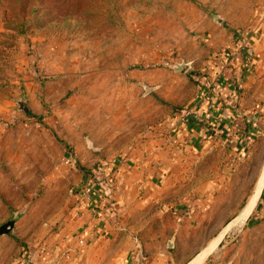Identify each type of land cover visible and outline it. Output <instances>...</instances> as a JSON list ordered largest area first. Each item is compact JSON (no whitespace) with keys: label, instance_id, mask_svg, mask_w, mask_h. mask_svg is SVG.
Returning a JSON list of instances; mask_svg holds the SVG:
<instances>
[{"label":"rangeland","instance_id":"374dc122","mask_svg":"<svg viewBox=\"0 0 264 264\" xmlns=\"http://www.w3.org/2000/svg\"><path fill=\"white\" fill-rule=\"evenodd\" d=\"M1 226L0 264H264V0H0Z\"/></svg>","mask_w":264,"mask_h":264},{"label":"bare ground","instance_id":"6f19581e","mask_svg":"<svg viewBox=\"0 0 264 264\" xmlns=\"http://www.w3.org/2000/svg\"><path fill=\"white\" fill-rule=\"evenodd\" d=\"M256 194H257V192H256ZM256 194L253 196V198L256 196ZM251 204H252V200L249 202V204H247V205L243 208V210H242L241 213H240V217H239L240 220L246 215V212H247L248 209L250 208ZM213 245H214V244H212L211 247H213ZM200 257H201V255H200L198 258H196L193 262H190L189 264H198Z\"/></svg>","mask_w":264,"mask_h":264},{"label":"water","instance_id":"95a60500","mask_svg":"<svg viewBox=\"0 0 264 264\" xmlns=\"http://www.w3.org/2000/svg\"><path fill=\"white\" fill-rule=\"evenodd\" d=\"M19 106H20L21 109H23L24 113H27V112H28V108L26 107V105H25L24 102H20V103H19ZM3 228H4V226H1V227H0V231H1V232H2Z\"/></svg>","mask_w":264,"mask_h":264},{"label":"trees","instance_id":"16d2710c","mask_svg":"<svg viewBox=\"0 0 264 264\" xmlns=\"http://www.w3.org/2000/svg\"><path fill=\"white\" fill-rule=\"evenodd\" d=\"M211 103V102H210ZM213 106H215V103L213 102V103H211V107H213ZM176 111L178 110V108H176L175 109ZM181 112V110L180 111H178L177 113H180ZM260 196H262V193L260 194Z\"/></svg>","mask_w":264,"mask_h":264},{"label":"crops","instance_id":"0c3cea01","mask_svg":"<svg viewBox=\"0 0 264 264\" xmlns=\"http://www.w3.org/2000/svg\"><path fill=\"white\" fill-rule=\"evenodd\" d=\"M211 113V111H208V114H210Z\"/></svg>","mask_w":264,"mask_h":264},{"label":"built area","instance_id":"2783aa9c","mask_svg":"<svg viewBox=\"0 0 264 264\" xmlns=\"http://www.w3.org/2000/svg\"><path fill=\"white\" fill-rule=\"evenodd\" d=\"M188 114H189V112H188Z\"/></svg>","mask_w":264,"mask_h":264}]
</instances>
